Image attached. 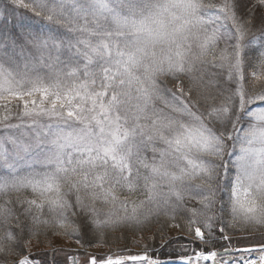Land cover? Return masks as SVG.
I'll return each mask as SVG.
<instances>
[{
    "label": "snow or ice",
    "instance_id": "snow-or-ice-1",
    "mask_svg": "<svg viewBox=\"0 0 264 264\" xmlns=\"http://www.w3.org/2000/svg\"><path fill=\"white\" fill-rule=\"evenodd\" d=\"M257 83L264 0H0V255L51 229L85 251L47 264H170L87 251L164 217L180 264H264Z\"/></svg>",
    "mask_w": 264,
    "mask_h": 264
},
{
    "label": "trees",
    "instance_id": "trees-1",
    "mask_svg": "<svg viewBox=\"0 0 264 264\" xmlns=\"http://www.w3.org/2000/svg\"><path fill=\"white\" fill-rule=\"evenodd\" d=\"M216 2H219V0H216ZM187 79L185 78V85L187 86ZM169 87H175L174 82L169 81L168 82ZM261 90H264V85L257 83L255 85V91L259 92ZM0 172H3L2 169H0ZM142 198V197H140ZM166 223V220L164 217H160L159 220L153 219L150 223H147L143 226L137 227V226H121V227H116L115 229L109 228L105 230V234L101 239V244H105L107 246H112L115 245L117 246L116 248H123L130 250L132 247H134V239L136 236H147L149 233L153 236L154 234L157 233V230ZM169 230H167V235L169 233ZM59 236L64 239H70L67 236L64 235H55L53 234V230L49 229L45 233H42L39 235V237H33L31 238V241H34L36 245H39L40 247L43 246H50L52 244L53 238ZM170 236V235H169ZM28 237H23L21 240V244L24 243L25 240H27ZM74 240V239H73ZM159 244V238L157 237V240L154 242L151 237H146V243L144 244V248L147 251H157L155 253L156 256H158L160 259H175L178 258L177 253H179L180 249L177 247L176 252L173 253L172 255H169L168 249H160L158 247ZM111 249V248H110ZM28 252V249H27ZM17 257L15 255H9V256H3L0 255V264L2 262H10L11 257ZM18 258V257H17ZM11 264V262L9 263Z\"/></svg>",
    "mask_w": 264,
    "mask_h": 264
},
{
    "label": "rangeland",
    "instance_id": "rangeland-1",
    "mask_svg": "<svg viewBox=\"0 0 264 264\" xmlns=\"http://www.w3.org/2000/svg\"><path fill=\"white\" fill-rule=\"evenodd\" d=\"M178 234V231L176 229H170L168 235L175 236ZM146 237H152L151 233H149L147 236H136L134 239V247L132 249L128 250L123 249L121 247L116 248L117 246H107L105 244H101L100 247H88L87 251L90 253H94L98 256H103L106 254H113V255H124L127 256L128 254H147L151 256L152 258H159L155 255L157 251H147L144 248V244L146 243ZM111 248V249H110ZM52 249H63L61 253L58 254V259L63 260L65 257H70L72 255H81L85 250L80 248L73 239H64L59 236H56L53 238L52 244L50 246H39L36 245L34 241H31V245L28 248V253L35 257L36 260L41 261V264H47V262L50 260L52 255ZM18 259L14 256L11 257L10 262L11 264H14L15 260ZM160 259V258H159ZM164 260V259H162ZM175 260L173 264H180L178 261V258L172 259ZM171 260V261H172ZM165 261H168V259H165ZM9 262V263H10ZM7 263V264H9ZM69 264H71V261H69Z\"/></svg>",
    "mask_w": 264,
    "mask_h": 264
}]
</instances>
